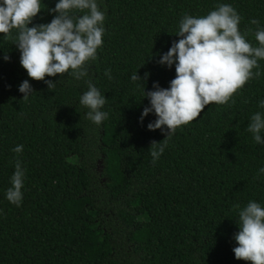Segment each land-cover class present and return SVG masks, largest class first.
<instances>
[{"label": "trees", "instance_id": "trees-1", "mask_svg": "<svg viewBox=\"0 0 264 264\" xmlns=\"http://www.w3.org/2000/svg\"><path fill=\"white\" fill-rule=\"evenodd\" d=\"M2 2V0H0ZM58 0H43L29 27L50 23ZM105 14L103 44L88 75L29 78L20 51L0 33V264H250L235 258V204L264 207V144L247 125L264 108V60L227 104L205 106L178 127L153 163L154 111L141 122L154 83L169 88L175 65L159 63L183 15L219 4L241 16L239 29L264 28V0H97ZM15 35V31L13 32ZM246 39L259 46L254 34ZM9 57L8 60L4 56ZM111 70V77L105 71ZM137 72L141 81H133ZM147 74V76H146ZM28 80L27 101L19 86ZM106 97L96 125L79 103L88 83ZM264 139V133L261 134ZM23 145V151H12ZM24 169L20 206L10 203L15 162Z\"/></svg>", "mask_w": 264, "mask_h": 264}, {"label": "clouds", "instance_id": "clouds-1", "mask_svg": "<svg viewBox=\"0 0 264 264\" xmlns=\"http://www.w3.org/2000/svg\"><path fill=\"white\" fill-rule=\"evenodd\" d=\"M42 2L2 0L0 33L19 49L20 64L29 78L45 81L52 90L57 81L45 80L46 76H63L69 70L77 80L88 75L86 63L96 59L97 49L103 44L105 14L97 0H58L55 8L48 9L56 13L50 23L29 27L41 12ZM240 22L241 16L229 4H219L204 16H182L176 33L180 39L174 41L159 60L169 68L175 65V78L169 88L154 83V91L144 90V97L149 99L151 106L143 109L141 122L154 111L157 118L147 128L151 131L167 129L165 139L150 145L153 163L178 127L196 120L207 105H224L230 100L234 104V94L250 79L261 75L260 71L253 70L259 69V60H264V28L259 27L258 20L252 19L250 24L257 26L255 31L249 28L241 34ZM249 33L254 34L259 46H253L246 39ZM4 59L9 57L5 55ZM105 75L112 79L110 69ZM131 79L141 81L137 72ZM19 91L24 94L25 101L34 92L28 80L21 83ZM79 103L89 109L86 118L96 125L108 116L107 112L101 111L106 97L90 82ZM259 107L264 108V100L259 102ZM247 131L257 144H264L261 135L264 133V114L254 113ZM12 151L20 154L23 145H17ZM259 172L264 173V168ZM24 176L21 161L17 159L11 187L6 191L7 200L17 206L23 198ZM233 209L237 211L239 226L234 236L237 243L233 248L235 258L250 264H264V207L249 201L244 207L235 204Z\"/></svg>", "mask_w": 264, "mask_h": 264}]
</instances>
